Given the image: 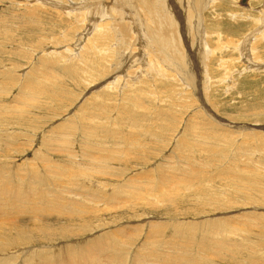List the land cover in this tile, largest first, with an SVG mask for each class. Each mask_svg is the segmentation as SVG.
<instances>
[{"label": "rangeland", "instance_id": "obj_1", "mask_svg": "<svg viewBox=\"0 0 264 264\" xmlns=\"http://www.w3.org/2000/svg\"><path fill=\"white\" fill-rule=\"evenodd\" d=\"M241 1L168 0L166 50L145 0H0V185L29 193L0 220L33 240L0 264H264V0Z\"/></svg>", "mask_w": 264, "mask_h": 264}, {"label": "bare ground", "instance_id": "obj_2", "mask_svg": "<svg viewBox=\"0 0 264 264\" xmlns=\"http://www.w3.org/2000/svg\"><path fill=\"white\" fill-rule=\"evenodd\" d=\"M42 1H44V0H42ZM124 1V0H123ZM145 2H146V4L148 5V9L150 10V11H153L154 13H159V12H161V15H165V16H167L168 17V20L166 21V22H164L163 21V23H162V20L163 19H159L160 18V16H159V18L158 19H156V18H154L153 17V19H154V23H155V25L157 26V32H156V36H157V39L165 46V49L167 50L168 49V47H169V45L172 43V42H174V38L175 37H180V26H179V24H178V22H175V15L178 13L177 12V10H178V8H177V2H176V5L174 6V5H172V3H170V2H168V0H145ZM197 2V1H196ZM248 2V1H247ZM246 2V3H247ZM250 2V1H249ZM240 3L242 4V1L240 0ZM245 3V4H246ZM243 5H244V2H243ZM121 6V5H120ZM60 7H61V5H60ZM107 11V10H106ZM182 13V12H181ZM99 15H101V14H99ZM107 15V14H106ZM179 15V14H178ZM103 16H105V15H103ZM96 17V16H95ZM146 18V17H145ZM150 18V17H149ZM117 19V18H116ZM119 22V21H118ZM151 22V21H150ZM98 23V22H97ZM109 23V22H108ZM120 25V24H119ZM135 25V24H134ZM183 26V25H182ZM98 27V26H97ZM139 27V26H138ZM137 27V28H138ZM187 27V26H186ZM190 29V28H189ZM100 31V30H99ZM110 31V30H109ZM128 32V31H127ZM107 33V32H106ZM99 34V33H98ZM194 34V33H193ZM104 35H105V33H104ZM110 35V34H109ZM111 36V35H110ZM106 37H108V36H106ZM141 38V37H140ZM141 40V39H140ZM142 42V41H141ZM160 43V44H161ZM181 43V42H180ZM107 44V43H106ZM147 45V44H146ZM243 46V45H242ZM157 47V46H156ZM174 47V46H173ZM152 48V47H151ZM175 48V51H176V54H177V56H175V57H173V58H170L171 60H175V61H177V59L178 58H180L181 59V61L183 62V58H186L185 56H183V52L181 53L180 51H183L182 49H181V47H179L180 49H178V48H176V47H174ZM170 49H172V47L170 48ZM167 52V51H166ZM161 53H162V51H161V49H160V51L158 52V53H155V56L159 59V58H162V56H161ZM168 53V52H167ZM128 54V53H127ZM174 54V53H173ZM168 55V54H167ZM188 55V54H187ZM156 58V59H157ZM162 59H164V58H162ZM146 60V59H145ZM165 60V59H164ZM93 62V61H92ZM159 63V62H158ZM163 63V62H162ZM161 63V64H162ZM176 63V62H175ZM184 63V62H183ZM182 63V64H183ZM165 64H166V62H165ZM134 65V64H133ZM171 65V64H170ZM183 66H185V65H183ZM182 66V67H183ZM258 66H260V65H258ZM153 67V66H152ZM253 67H254V65H253ZM88 68V75H89V78H90V80L91 79H96L99 75L101 76L102 75V73H104V71L101 73V72H99V74H98V76H95L94 75V69L93 68H90V67H87ZM154 68V67H153ZM162 68V67H161ZM186 68V67H185ZM255 68V67H254ZM181 69V68H180ZM252 69V68H251ZM102 70V69H101ZM148 70H149V68H148ZM182 70V69H181ZM190 71V70H189ZM184 73H186L187 75H191V73L190 72H188V71H185ZM193 73V72H192ZM86 75V74H85ZM104 75V74H103ZM185 77V76H184ZM152 78H155V77H152ZM114 79L115 78H113L112 79V82L114 81ZM116 80V79H115ZM119 80V79H118ZM114 83H115V81H114ZM125 83V82H124ZM103 84V83H102ZM110 84V83H109ZM109 84H107V85H109ZM107 87V86H106ZM109 87V86H108ZM36 88V87H35ZM37 89H38V87H37ZM36 89V90H37ZM41 91V90H40ZM39 91V92H40ZM46 91V90H45ZM45 91L43 92V93H45ZM42 92V91H41ZM34 93V92H33ZM35 94L36 95H34L35 96V98L36 97H38V94H40V93H38V92H35ZM39 97H40V95H39ZM30 99V98H29ZM33 100V99H32ZM39 100V99H38ZM38 100H36L37 102H38ZM33 103H34V101H33ZM5 109V108H4ZM23 113V112H22ZM22 117V116H21ZM39 179V181L40 180H42L43 178H38ZM47 180V179H46ZM7 181H3L2 183H1V185H0V198H1V195H2V199H3V197H6V198H13V197H15L14 198V202H16V201H21L22 199H24V198H29V196L28 197H25L26 195H28L29 193L28 192H24V191H19V190H15V192H12V193H9L11 190H10V188L7 186V183H6ZM65 182V181H64ZM28 183V182H27ZM37 185V184H36ZM39 185H40V183H39ZM55 185V184H54ZM23 186V185H22ZM25 186L27 187V184L25 183ZM24 186V187H25ZM57 186V185H56ZM12 187V186H11ZM13 188V187H12ZM27 190V189H26ZM59 195V194H58ZM43 197H44V195H43ZM50 199H51V197H50ZM33 200H35V199H33ZM39 200V199H38ZM43 200H44V198H43ZM48 200V199H47ZM46 200V201H47ZM56 201V200H55ZM54 201V202H55ZM35 202V201H34ZM45 202V201H44ZM35 204H36V202H35ZM37 204L39 205V203L37 202ZM60 204V203H59ZM36 206V205H35ZM21 207H22V205H21ZM56 207V206H55ZM74 207V206H73ZM70 210H71V207L69 208ZM24 210V209H23ZM69 211V210H68ZM75 212V211H74ZM73 215V214H72ZM21 220V219H20ZM15 222V221H14ZM23 222H25V221H23ZM4 223H7L6 221L4 222V220H0V246H3V244L4 243H6L9 239H12V241H13V243L14 244H17L20 240L21 241H23L24 243H30L31 241H33L32 240V238H29V237H27V234H25V233H23V232H27V230H25V231H20V230H18V228H17V225L16 226H14L13 228L12 227H9L10 228V231H8V232H11V231H13V229L14 230H18L19 232L16 234V235H12V234H10V233H8L7 232V230L6 229H4ZM6 225H8V224H6ZM11 225V224H10ZM8 228V227H7ZM8 228V229H9ZM211 228V227H210ZM29 230V229H28ZM46 230H47V228H43L42 229V232H44L45 231V233H46ZM61 231H64V232H62V233H60V237H61V235H64V234H66V231L65 230H61ZM52 232V231H51ZM68 232V231H67ZM52 234H53V232H52ZM67 235V234H66ZM65 237V236H64ZM63 237V238H64ZM120 240V239H119ZM119 240H118V242H119ZM103 241V240H102ZM117 242V243H118ZM104 243V242H103ZM103 243H99V244H97L96 246H95V248L98 250V253H102V252H104V251H112L113 253L110 255V256H112L113 258V260H115V261H119V260H123V255H121V244L119 245V244H117L116 243V241L115 240H111L110 241V243H106V244H103ZM218 244H219V242H217ZM29 245V244H28ZM17 250V249H16ZM25 251H26V248L24 249ZM29 250V249H28ZM33 250V249H32ZM46 250V249H45ZM58 249H55V252L57 251ZM18 251V250H17ZM20 251V250H19ZM16 253V252H15ZM47 253V252H46ZM31 254H33V253H31ZM39 254V253H38ZM37 254V255H38ZM48 254V253H47ZM40 255L39 257H36L35 258V260L33 261V260H29L28 261V263L27 262H24L25 261V259H26V255H24L25 257H24V259H23V262H22V264H39V262H37V261H41L42 263L41 264H53V262L54 261H51V259H56L57 257H58V252L57 253H54V255L53 256H48V255ZM19 255V254H18ZM23 255V254H22ZM19 256H21V255H19ZM16 257V256H15ZM29 257H30V255H29ZM32 258V257H31ZM38 258V259H37ZM21 261V260H20ZM58 264H71V263H69L68 262V255L66 254V253H61L60 255H59V262H58ZM94 264H97L96 262L94 263Z\"/></svg>", "mask_w": 264, "mask_h": 264}, {"label": "water", "instance_id": "obj_3", "mask_svg": "<svg viewBox=\"0 0 264 264\" xmlns=\"http://www.w3.org/2000/svg\"><path fill=\"white\" fill-rule=\"evenodd\" d=\"M246 0H244V2H245Z\"/></svg>", "mask_w": 264, "mask_h": 264}]
</instances>
